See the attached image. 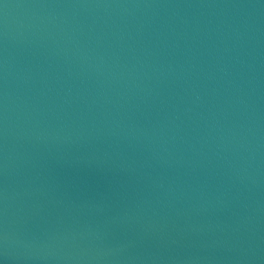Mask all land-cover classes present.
<instances>
[{
  "label": "water",
  "instance_id": "obj_1",
  "mask_svg": "<svg viewBox=\"0 0 264 264\" xmlns=\"http://www.w3.org/2000/svg\"><path fill=\"white\" fill-rule=\"evenodd\" d=\"M0 264H264V0H0Z\"/></svg>",
  "mask_w": 264,
  "mask_h": 264
}]
</instances>
